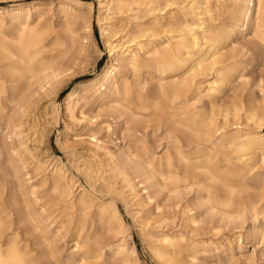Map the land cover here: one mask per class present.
<instances>
[{
    "label": "rangeland",
    "instance_id": "obj_1",
    "mask_svg": "<svg viewBox=\"0 0 264 264\" xmlns=\"http://www.w3.org/2000/svg\"><path fill=\"white\" fill-rule=\"evenodd\" d=\"M181 1L180 6H166ZM100 3L108 4L111 10ZM210 3L211 12L206 18L216 28L228 25L230 0ZM17 4L37 7V12L31 11L30 22L35 24L39 16L42 51L34 58L33 76L25 75L22 81L12 78L0 87L1 245L14 240L32 264H264V241L255 234L264 230V165L255 158L251 170L241 167L230 147L217 149L221 135L200 141L191 131L196 121L206 119L223 126L221 133L264 134L256 117L246 119L242 109L236 119L230 113L232 102L239 103L237 100L242 98L247 104L250 96L259 100L264 87V58L248 31L236 29L220 50L234 56L237 77L232 84L216 94L205 95L215 71L200 70L187 77L190 102L171 103L164 92L171 74L160 76L144 52L153 43L177 34L181 26L169 22V17L175 15L180 21L183 13L189 12L191 0H0V9H12ZM189 16L195 18L190 12ZM111 19L118 27H113L110 34L121 31L112 45L129 39L133 33L135 42L143 46V50L132 47L139 53L138 71L127 59L116 57L117 51L109 56L100 26ZM0 22L5 24L2 32L14 36L1 12ZM202 47L200 44L192 50L190 58L194 59ZM110 64L116 66L123 82L116 98L109 90L99 93L89 83ZM181 74L178 72L179 78ZM76 84L82 92L71 113L61 107L56 111L55 105L63 107L65 96ZM116 103L119 112L113 111ZM141 104L148 105V109H139ZM36 108L49 112L38 117L35 127L28 131L24 121L34 115ZM168 114L189 120L186 126H167ZM40 132L45 133L46 142L41 141ZM36 146L45 151L41 158ZM178 149L186 161L199 168L177 184L164 183L161 176L168 172L183 175ZM106 154L119 160L114 167H104V182L113 186L106 189L98 184L92 193L89 182L93 176L89 173L87 179L85 167L95 169L99 160L105 164ZM165 157H170L169 171ZM226 160L241 168L237 176L229 175L231 168ZM137 161H151L152 169L145 171V165L135 168L133 163ZM59 164L64 179L53 173V167ZM201 167L231 177L235 186L231 207L218 203L225 192L208 181ZM55 180L59 192L53 188ZM80 197L87 200L85 206H81ZM114 211L125 224L122 233L118 232ZM165 235L184 239L175 262L160 252ZM119 244L124 252L118 251ZM126 254L128 259L124 260Z\"/></svg>",
    "mask_w": 264,
    "mask_h": 264
},
{
    "label": "bare ground",
    "instance_id": "obj_2",
    "mask_svg": "<svg viewBox=\"0 0 264 264\" xmlns=\"http://www.w3.org/2000/svg\"><path fill=\"white\" fill-rule=\"evenodd\" d=\"M71 1L74 2L75 0H71ZM210 1L211 0H191V4L187 5V8L189 9L190 14L193 13L195 15V18L194 17L191 18L189 16V12H184L180 21L176 18L175 15H171L168 21L177 22L181 26V28L177 30L178 31L177 34L170 36L168 40L166 41L157 42L155 44L153 43V45L149 47V49L146 52H144V57H146L147 60L153 63L154 67L156 68V72L160 76L161 74H171L172 79L168 82L166 86V90L164 91L169 96V101L171 103L186 102V101L190 102L191 97L186 95V90L188 88L187 77L196 73L197 71L204 70V69H210V70L212 69L213 71H215V79L208 83V87L206 86L207 89H206L205 95H208L210 93L216 94L222 87L230 85L234 82V80L237 77V74H236L237 70L235 67V63H233L234 56L232 52L221 53L220 50H221V47H223L222 45H224L226 41L232 36V34H234L236 29H239L241 32L248 31V33L252 36L254 40L256 48L258 49L262 58H264V0H230V8H231L230 22L228 25L222 28L214 27L213 24L211 23L210 18H206L207 15H209L211 12ZM182 3L183 1L178 2V3L176 2L167 3L166 6L171 7V5H179ZM100 6L107 7L106 10L108 11L111 10L108 4L104 5L100 3ZM65 8L72 10V7H70L69 5H66ZM31 11L37 12L38 9L36 6L30 7V5L28 6V5H22V4H17L12 9H6V8L0 9V12L3 15H6V20L8 19L9 25L11 27V32L14 33V36L13 35L8 36L4 34L2 32L3 31L2 29L5 24L3 22H0V34L3 40V42L0 43V87L2 88L12 78L21 79L22 81V78L25 75L32 74L36 70L35 65H34V58L37 55H39L42 51V47L40 46L41 41H42V31L38 25L39 19H40L39 16H37V22L35 24H32L30 22ZM161 13L163 14L165 12H161ZM9 14L11 15L7 16ZM154 23L155 25H158V21ZM113 27L116 28L118 27V25H117V22L112 19L108 20V22L106 21L102 22L100 26L102 38L104 40L105 46L108 49L109 56L110 57L114 56V52L117 51L116 57L127 59L128 62L130 63V66L135 71H138L139 53L137 51H133L132 47H136L139 50H143V46L135 42L136 37L135 35H133V33H130L132 35L129 37V39L122 41L119 44L112 45L113 41H116V39L118 38L117 34L121 32L120 31L113 35L110 34L111 29ZM64 30L67 33L69 32L67 28H65ZM141 31H143V29ZM200 44L203 46L202 49L197 52V55L195 56L194 59H191L189 56L190 52L194 50L195 48L199 47ZM246 54H249V53H246ZM113 60L117 61L118 59L114 58ZM220 63H223V64L219 66L217 69L214 68L215 64H220ZM178 72H182L181 78L178 77L177 75ZM89 83L91 87L97 90L99 93L109 90L111 93L114 94V97L116 98L118 97L119 92H120L119 85L122 84L123 82H122V79H120V77L118 76L116 66H112V64H110L96 78L90 80ZM81 92H82L81 86L79 84L72 86L70 88V91L67 93V95L64 98L63 107L60 106L59 104H56L55 110L58 111L61 107V108H64L65 110L64 112H66L67 114H70L72 108L76 106V104L78 103V99L81 97ZM260 92L262 94L259 100H257L255 96H250L247 104L242 103L243 102L242 98L237 100L239 101V103L232 102L231 109H230L232 118L236 119L238 117V111L242 109L244 110V115L246 119H250V118L252 119L256 117L255 119L256 124L258 123L259 126L264 127V87H261ZM120 109H121L120 105H118L117 103L114 104L113 106L114 112H119ZM139 109L147 110L148 105L141 104ZM47 111L46 109H44L39 112L38 109L36 108L34 111V115L32 117L26 118V120L24 121V123L26 124V129L29 131L31 128L35 127L34 121H36L38 117L45 116ZM151 111H152V108H151ZM51 115L52 114H50V116ZM179 115H181V113H179ZM179 115H174V114H168V116L166 115L167 116L166 125L168 126V125L180 124L182 126L184 125L186 126L185 121H188L189 118L187 117L181 118V117H178ZM223 129H224L223 126H220V127L216 126V123L213 120L200 119L195 122V128L191 131L193 135H195L197 140H200V141L201 139L203 141H210L213 137L217 136L218 134L221 135L220 143L217 149L222 151L223 149L230 147L231 148L230 153H236L235 160L241 162V165H240L241 167L251 170L252 164H255L254 162H252L255 158L257 159L258 162H260V164L264 165V134L249 135L246 133H239L237 131H235L232 134H227V133H221ZM67 132H68V129L64 128V133H67ZM44 134H45L44 132H40L41 141L44 140V136H45ZM93 140L97 141L96 139H94V137H93ZM44 141L46 142V140ZM143 146L144 145H142L141 147ZM170 148L172 149V147ZM34 149L36 150L37 156L40 158L45 153V151H41L38 146L34 147ZM177 153H178L179 161L182 162L183 164V171H182L183 175L179 176L177 174L168 172L167 174L161 176V179L164 183L177 184L183 178H187L188 176H190L189 172H191V170L199 168L198 166H196V164L186 161L184 157L180 154L179 149L177 150ZM127 158L132 159V156L127 155ZM169 158L168 157L164 158L165 159L164 163H165V166L168 168V171L170 170V166H171ZM117 159L118 158H114L110 154H106V157L104 159L106 162L105 164L100 163V160H99L98 161L99 166L97 168L91 169L90 167H85L86 173H88L87 179L90 180V175L93 176L89 182L92 187L91 189L92 193H95V188L98 184H101V186H103L106 189H108L109 186H113L110 183L104 182L106 178V176L104 175L106 172L104 167L106 166L114 167L119 161ZM161 160L162 159H160L159 165L161 164ZM226 162H227V165H229L231 168L229 175L237 176L238 172L241 171V168L239 167L237 168V165L234 166V164H232L230 160H226ZM141 165H145V167L143 168L147 172L152 169L151 161H143L140 163L137 161V163H133V166L135 168H138ZM253 169L255 168L253 167ZM201 170H203L206 173L207 175L206 177L208 178L209 182H211L212 184L215 183L219 185L221 188H223L225 192V196L223 197V199H221V201H218V203L221 206L231 207L235 201V186L233 185L234 183L232 182L231 177L229 176L227 178H224L222 176L216 175L211 170L205 167H201ZM53 173L56 174V176H58L60 179L65 178L64 172L62 171V166L60 164L53 167ZM53 188L56 192H59L60 187L57 184L56 180L54 181ZM158 188L160 189V187ZM80 198H81L80 199L81 206H85V203L87 200L83 199V197H80ZM73 204H74L73 202H70L71 206ZM100 212H102V210ZM113 218L116 220L118 224V232L122 233L125 228L124 226L125 224L121 220L119 215L116 213V211L113 212ZM0 227H1V222H0ZM255 232H256L255 234L258 240L264 241V230L259 229ZM183 240H184L183 237H173V236L165 235L162 238L161 243H160V247H162V250L160 252L166 255L169 258V260L174 261V256L176 254V251L182 247ZM118 251L124 252L123 246L120 244L118 246ZM130 252L133 253V251H130ZM160 252L157 254H160ZM122 258L124 260H127L128 254L124 255ZM0 264H32V262L29 259H27L26 255L22 251H20V249L15 244L14 240H9L5 245H1L0 243Z\"/></svg>",
    "mask_w": 264,
    "mask_h": 264
}]
</instances>
